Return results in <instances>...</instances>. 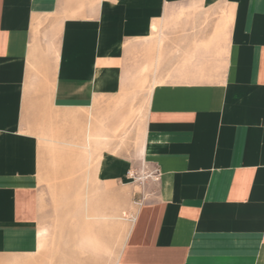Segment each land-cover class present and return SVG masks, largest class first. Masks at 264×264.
Here are the masks:
<instances>
[{
    "label": "crops",
    "instance_id": "obj_1",
    "mask_svg": "<svg viewBox=\"0 0 264 264\" xmlns=\"http://www.w3.org/2000/svg\"><path fill=\"white\" fill-rule=\"evenodd\" d=\"M189 3L228 4L232 21L211 44L212 24L198 60L176 54L175 76L153 86L140 161L123 172L113 157L99 163L132 187L128 170L160 171L137 191L117 264H264V0H0V260L47 239L38 139L24 118L112 95L127 46Z\"/></svg>",
    "mask_w": 264,
    "mask_h": 264
},
{
    "label": "rangeland",
    "instance_id": "obj_2",
    "mask_svg": "<svg viewBox=\"0 0 264 264\" xmlns=\"http://www.w3.org/2000/svg\"><path fill=\"white\" fill-rule=\"evenodd\" d=\"M228 10L232 13V7L223 3L172 9L150 37L127 46L120 84L112 95H102L92 107L76 112H50L45 107L24 118L26 130L38 139L39 229L47 239L43 250L6 257L0 264L118 263L129 218L142 200L137 192L142 186L120 185L117 176L102 177L99 163L113 157L123 164V172L129 159L140 161L153 86L175 76L176 54L186 63L198 60L212 24L210 43H216L219 34L221 42L226 39L232 21L225 17ZM181 36L187 41L185 48ZM183 72L190 74V69ZM88 126L91 136L86 143Z\"/></svg>",
    "mask_w": 264,
    "mask_h": 264
},
{
    "label": "built area",
    "instance_id": "obj_3",
    "mask_svg": "<svg viewBox=\"0 0 264 264\" xmlns=\"http://www.w3.org/2000/svg\"><path fill=\"white\" fill-rule=\"evenodd\" d=\"M126 176L131 183H137L142 187L145 185L146 181H158L160 176V171L158 168H150L145 164H141L138 171L128 170ZM143 199V198H142ZM130 221L133 220L131 216Z\"/></svg>",
    "mask_w": 264,
    "mask_h": 264
},
{
    "label": "bare ground",
    "instance_id": "obj_4",
    "mask_svg": "<svg viewBox=\"0 0 264 264\" xmlns=\"http://www.w3.org/2000/svg\"><path fill=\"white\" fill-rule=\"evenodd\" d=\"M44 231V230H43Z\"/></svg>",
    "mask_w": 264,
    "mask_h": 264
}]
</instances>
